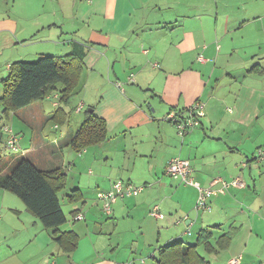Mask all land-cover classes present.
Masks as SVG:
<instances>
[{"label":"crops","instance_id":"1","mask_svg":"<svg viewBox=\"0 0 264 264\" xmlns=\"http://www.w3.org/2000/svg\"><path fill=\"white\" fill-rule=\"evenodd\" d=\"M229 2L44 0L42 9L28 18L1 5L0 119L5 123L6 118L9 123L11 118L15 126L13 117L17 116L23 123L38 126L40 130L47 122L51 128L49 138L34 131L30 147L23 153L11 151L6 140L9 153L2 152L0 161L12 155H24L35 164L43 165V170L60 168L67 175L65 188L69 173H77L81 178L85 167H89L88 173L95 179L88 182L92 189L89 193L93 194L95 187L97 193L110 190L118 179L145 188L148 181L154 180L153 188L118 199L110 214L118 224L117 217L133 218L138 210H147V250H144L147 257L156 256L161 246L176 241L187 243L194 233L198 237L200 231H208L213 252H207L202 246L198 250L204 251L200 253L211 264H226L238 254L243 256L240 264H264V159L252 158L256 148L264 145V139L249 137L248 133V118L261 112L264 90L242 83L239 90L229 93L234 98L230 99L232 111L223 107L228 101L221 99L218 92L222 76L236 83L250 80L252 84L260 79L249 76H264V0H244L237 7ZM250 25L256 26L254 32L263 35L262 40L235 35ZM37 45H41L38 56L26 60L25 50ZM44 55L57 58L74 55L75 65L81 67L79 85L73 93L76 99L71 102V96L63 104L70 114L69 121L61 125L51 120L59 107L57 94L5 116L1 101L3 80L9 75L11 64L34 61ZM257 67L263 71H257ZM132 74L134 80H130ZM197 100L205 103V115L183 138L166 116L172 110L186 111ZM86 110L106 121L108 137L80 154L70 141L85 121ZM220 113L222 118L218 119ZM216 124L222 127L215 133ZM19 129L17 132L26 138L24 128L19 125ZM12 130L15 133L13 127ZM249 140L251 150L247 148ZM206 142H210V150L200 152L199 148ZM176 156L191 162L193 177L202 186H209L218 177L232 180L237 176L243 178L246 186L231 187L226 193L214 195L211 211L196 214L193 209L197 188L167 173L169 161ZM83 183L81 178L65 195L73 206L71 216L73 211L83 210L87 202ZM75 193L79 195L77 200H69L68 195ZM99 203L88 208V212ZM155 206L159 207L161 218L152 215ZM9 210L11 215L6 213L3 217L0 213V227L4 230L0 244L8 240L7 235L18 237L10 248L15 252L17 263L26 264L28 252L33 257L41 239L53 244L46 245L51 252L45 248L40 252V261L49 264H62L60 253L73 261L81 249V236L68 220L60 230H74L79 235L78 247L71 253L61 249L54 230L45 228L26 206ZM84 220L86 215L78 221ZM99 232L105 234L103 229ZM227 234H232V238L225 242ZM131 235L132 231L124 233L116 242L111 235L105 244L99 243L97 237L94 260L81 262L115 264L135 260L141 243L128 246ZM32 245L34 248H30ZM128 248L132 253H119Z\"/></svg>","mask_w":264,"mask_h":264},{"label":"trees","instance_id":"2","mask_svg":"<svg viewBox=\"0 0 264 264\" xmlns=\"http://www.w3.org/2000/svg\"><path fill=\"white\" fill-rule=\"evenodd\" d=\"M258 70L263 71L257 67ZM80 75L81 67L75 65L74 55L64 58L44 55L34 61L21 60L12 63L9 75L3 80L4 91L1 101L5 116L11 111L57 94L59 107L51 120L57 124H65L69 121L70 114L65 111L63 104L69 102L79 85ZM86 112L85 121L70 141V145L78 153L90 145L105 141L108 137L106 121L96 117L93 112L88 110ZM178 112L185 113L187 110ZM2 143L3 132L0 130V158L3 151ZM66 180L67 175L60 168L43 170L24 155H12L0 161V189L16 194L24 202L27 210L40 219L45 228L54 230L61 249L71 253L78 247L79 235L74 230H60L68 220L59 197L65 188ZM76 195V193L68 195L69 200H77L79 195L77 197ZM79 212L73 211V218ZM231 238L232 234H227L224 240L228 242ZM210 239V232L200 231L195 243L176 241L161 246L157 255L153 257V264H211L198 250L202 246L207 252H213ZM220 246L224 247L223 244Z\"/></svg>","mask_w":264,"mask_h":264},{"label":"rangeland","instance_id":"3","mask_svg":"<svg viewBox=\"0 0 264 264\" xmlns=\"http://www.w3.org/2000/svg\"><path fill=\"white\" fill-rule=\"evenodd\" d=\"M228 1H230L229 4H232L235 7H237L239 4H240V6H242L241 3H239V2H241V1L243 2L244 0H228ZM43 4H44V0H0V6L1 5L4 7L8 6L14 13H16L20 17H24V18H28V17L36 14L37 12H39V10L42 9ZM237 11H239V9H237ZM254 27H256V26L250 25V26L244 28L243 30H240L239 32L235 33V35L237 37L246 36L247 39L255 37L258 40H262L263 35H259V34L255 33ZM40 46L41 45L32 46V47L30 46V48L26 49L24 52V54L26 55V60L35 59L39 54V52L37 50L39 49ZM55 54H57V53H55ZM262 65L264 67V63ZM259 68L263 69L262 67H259ZM249 77H255L256 79H260V80L259 81L255 80L254 84L250 83V80L239 81L238 83H236V82H233L229 77L222 76V78H221L222 84H221V87L218 90V92L222 96L221 99H227V101H228V103H226V104L224 103V105H223V107L225 109L228 107V109L230 111L233 110V108L231 107L232 103L230 102V99H234V98L229 96V93L231 91L239 90L241 84L244 82H246V83H244V86H246V85L251 86V87L256 86V87L260 88L261 90H264V76H254L253 75V76H249ZM75 99H76V97L73 94L72 98H71V102L74 101ZM260 108H261L260 113H258L257 115L254 114L252 117L248 118L249 137L254 135L255 139L256 138L264 139V100H263V103L261 102ZM13 118L16 122L15 126L13 125L11 118L9 120V123L6 121V118L4 119V121L6 124H8L9 126L14 128L16 135L18 133V135H17L19 138L18 144H19L20 148L18 151H16L17 153H23L26 151L27 148L30 147L31 135L34 131H36V133L42 132L43 136H45V137L47 136V138H49V133H50V128H51V125H49V122H47L46 125L40 130L38 128V126L23 123L17 116H14ZM217 118L218 119L222 118V113H220V115H218ZM19 125L22 126L24 128V130L26 131V133L28 134L26 138L21 137L23 133L17 132V131H20ZM221 127H222V125L216 124L213 130L216 133V132H218L219 128H221ZM7 138H8V134L3 132V143L1 145L3 153H9V149L6 146ZM209 143L210 142H206V143L202 144L201 147L199 148L200 152L209 151L210 150ZM251 146H252V141L249 140L247 143V148H249V150H251ZM260 149L264 150V145L256 148V151L254 154H257ZM36 165L39 168H45V167H43V165H40L38 163ZM85 170H86V172H85V174H83L81 176V178L84 182L83 188H84V193H85V197L87 199V202H86V204L83 205L84 206L83 210H81L80 212H82V213H84V215H86V220L74 221L73 216L70 215V211L72 210L73 206H71V204L69 202H67L66 197H65V195L70 193V190H71L73 184L75 182L81 180L80 176L76 173L75 170H74V172L76 174H74L72 172L69 173L67 187L62 192H60V194H59L60 201L62 204V208L69 218L67 223H71V226L73 228H75L81 236V241H80L81 249L73 257L74 263L72 260L68 261L69 257L66 255H63L61 253H60V255L62 256V259L60 260V262L62 264H83L81 262V260H84V259L88 260L86 263L92 262L94 260V255H95L94 254L95 252L93 251L94 243H95V239L97 237H99V238H97V239H99L98 240L99 243L105 244L106 242H109L108 238L111 235H113V237L115 238V242H116L117 240L122 238V234L129 233L132 231L131 239L128 241L127 245L131 246L132 244H134V246H136L137 243H139V242L141 243V249H139V251L136 252L135 261L138 262L142 258V259L146 260V263L148 260L149 264H153L154 259L151 257H147V253H146V251H144V250H147V210H145V209H144V211L138 210L136 213L133 214L134 219L129 218V217H126L124 219L122 217H117V219H119V223L116 224L117 222H115V220L113 218H111L112 216L110 217V215H108L107 213H105L103 211L102 204L99 203L98 197H97L98 193L96 192V190L98 188L95 187V189H94V193L96 194V196L93 193H89L90 191H92V189L89 188L88 182H92L95 179H93L92 174L88 173L89 167H85ZM81 172H82V170H81ZM167 177H169V176H167ZM169 178L171 180H174L171 177H169ZM148 183H149L148 187H146L145 190H147V188L151 189L154 187L153 186L154 180H150V181H148ZM96 202H98L100 206L99 205L95 206L94 209H91V211L88 212L89 211L88 208L92 207L93 204H96ZM3 204H6V207L3 206ZM24 207H25L24 203L22 202V200L18 196L12 194L11 192H7L5 190L0 191V213L2 214L3 217H5L6 213L10 214L9 208H18V209L23 208L24 209ZM193 211H195L196 214L203 213V212H198L195 209V207H194ZM131 225H133V226L129 227ZM87 228H89V230H86ZM102 229H103L105 234H103V233L99 234L100 233L99 231H101ZM189 230L192 233L191 227L189 228ZM2 231H4V230L0 227V234ZM143 232H144V235L142 234ZM19 237H22V235H20ZM196 237H197V234L194 233L192 236H190V239H192V240L188 239V240H186V242L187 243H195ZM5 238H8V240L5 243H2L3 242L2 241L1 242L2 244H0V264H20V263H17L15 261V258H16L15 252L10 249L11 246L16 241H18V237L16 235H13V236L7 235ZM133 240H135V241H133ZM122 243H124V241ZM46 245H49L51 247L53 244L50 243L48 240L43 241L41 239L38 243V247H39L38 250L35 253L32 252L33 257L32 256L29 257L30 252H28V258H25L26 259L25 263L26 264H37V262H38L39 264H49L48 261H43V260L40 261V259L42 258L40 252H42V250L44 248L47 250V252H51L50 248H48ZM54 245H56V244H54ZM30 248H34V245H32ZM131 251H132L131 248H128L125 251H122V249H121L119 253L126 255L127 253H132ZM200 252L202 254H204L203 250H201ZM50 256L53 258V255H50ZM116 262H122V261H116Z\"/></svg>","mask_w":264,"mask_h":264},{"label":"built area","instance_id":"4","mask_svg":"<svg viewBox=\"0 0 264 264\" xmlns=\"http://www.w3.org/2000/svg\"><path fill=\"white\" fill-rule=\"evenodd\" d=\"M130 80H134L133 74L130 76ZM116 84L120 87L122 83L117 81ZM80 109V108H79ZM205 115V103L201 100H197L193 105H191L187 112L179 113L175 110L169 112L166 116L168 121H171L177 128V131L181 137H185L193 128H195L200 123V118ZM0 130L8 134L7 146L11 151H18L20 146L18 144V136L13 133L12 127L6 123H2L0 119ZM81 154V152H80ZM264 150H259L257 154L253 157V160H263ZM246 164V162H245ZM167 173L172 177L179 179L184 184L193 185L198 190V196L195 203V209L198 212H208L211 211V198L219 193H226L231 187H245L246 183L240 176L235 177L232 180H226L222 177H218L213 180L209 186H202L193 177L194 168L191 162L181 156L173 157L167 165ZM145 186H138L131 181H125L123 179H118L113 183V186L108 191H101L98 193V199L102 204V209L105 213L110 215L113 211V204L118 200L128 196H137ZM152 215L155 218H161L162 213L158 206H155L152 210ZM85 215L82 212L77 213L74 216V220H83ZM190 234L191 231L188 230ZM242 254H238L227 261L226 264H240L242 262ZM50 264H55L51 262ZM115 264H146L145 259H140L138 262L124 261L117 262Z\"/></svg>","mask_w":264,"mask_h":264}]
</instances>
